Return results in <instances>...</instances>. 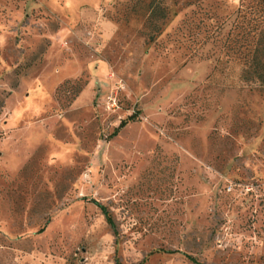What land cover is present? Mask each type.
I'll return each mask as SVG.
<instances>
[{
    "label": "rangeland",
    "instance_id": "1",
    "mask_svg": "<svg viewBox=\"0 0 264 264\" xmlns=\"http://www.w3.org/2000/svg\"><path fill=\"white\" fill-rule=\"evenodd\" d=\"M151 1L0 0V264H264V6Z\"/></svg>",
    "mask_w": 264,
    "mask_h": 264
},
{
    "label": "trees",
    "instance_id": "2",
    "mask_svg": "<svg viewBox=\"0 0 264 264\" xmlns=\"http://www.w3.org/2000/svg\"><path fill=\"white\" fill-rule=\"evenodd\" d=\"M262 5L264 6V0H259ZM259 2V3H260ZM158 5L159 3L157 2V0H152L151 3H150V13L152 12H156V10L158 9ZM152 15V14H151ZM263 18V22H264V8H263V11L261 13V15L259 14L258 15V18ZM162 18H167V14L164 13L162 11ZM261 37L258 42V45L256 46V50L255 52H257V54L259 52L262 53L263 57H264V25H263V28L261 29ZM254 60H252L251 62V67L253 68V72L254 74H256V79L257 81H259L261 84L264 85V59L262 60L261 58H256V57H253ZM96 204L100 207V209L102 210V212L104 213L105 217H106V220L108 222V224L115 228V223H114V219L111 215V213L109 212V210L107 209L106 206L96 202ZM189 259L192 260L193 262H195L196 264H200L197 259H195L194 257H191L189 256Z\"/></svg>",
    "mask_w": 264,
    "mask_h": 264
}]
</instances>
